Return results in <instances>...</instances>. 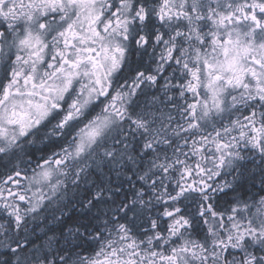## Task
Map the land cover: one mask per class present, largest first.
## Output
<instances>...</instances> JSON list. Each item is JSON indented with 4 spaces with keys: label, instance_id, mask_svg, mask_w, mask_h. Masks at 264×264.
<instances>
[{
    "label": "snow or ice",
    "instance_id": "snow-or-ice-1",
    "mask_svg": "<svg viewBox=\"0 0 264 264\" xmlns=\"http://www.w3.org/2000/svg\"><path fill=\"white\" fill-rule=\"evenodd\" d=\"M0 264H264V0H0Z\"/></svg>",
    "mask_w": 264,
    "mask_h": 264
}]
</instances>
